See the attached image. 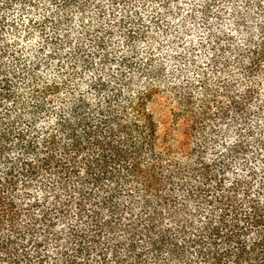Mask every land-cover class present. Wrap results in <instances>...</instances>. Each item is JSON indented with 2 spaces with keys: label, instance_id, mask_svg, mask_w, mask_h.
I'll list each match as a JSON object with an SVG mask.
<instances>
[{
  "label": "trees",
  "instance_id": "1",
  "mask_svg": "<svg viewBox=\"0 0 264 264\" xmlns=\"http://www.w3.org/2000/svg\"><path fill=\"white\" fill-rule=\"evenodd\" d=\"M133 129L144 140L126 147ZM185 143L191 152L158 173L157 145L175 156ZM81 162L88 184L128 173L158 196L165 176L187 169L228 189L218 221H186L180 238L141 232L166 254L154 264H264V0H0V264H136L123 245L147 264L135 238L103 241L112 224L98 205L87 215L96 224H71L51 253L31 250L34 237L14 242V186L54 169L55 187L68 188Z\"/></svg>",
  "mask_w": 264,
  "mask_h": 264
},
{
  "label": "rangeland",
  "instance_id": "2",
  "mask_svg": "<svg viewBox=\"0 0 264 264\" xmlns=\"http://www.w3.org/2000/svg\"><path fill=\"white\" fill-rule=\"evenodd\" d=\"M129 133V141L126 147L144 140V135L140 130L133 129ZM119 136V133H115L114 139L120 140ZM180 140L183 141V139ZM166 148L157 145L158 151L164 153L162 160L158 161L162 162L158 173L171 166L172 163L179 162L177 158H184L186 153L191 152L186 143L177 148L178 152H175V156ZM85 151L87 157L97 153L93 146H89ZM136 156L146 169H148L146 164L147 166L152 164V155L146 146ZM132 160L131 158L127 159L128 166L132 163ZM76 166L81 171L80 176H73L68 188L59 184L65 190L55 187L54 169L48 173L51 179L45 180L39 177L37 182L29 188L24 184L14 186V202L21 208V211L17 210L19 224H14V242L22 238L18 246L28 245V242L32 243L31 238L34 237L39 241L33 244L31 250L38 247L42 251L47 248L50 253L55 251L59 244L56 235L60 236L61 233L60 238H64L65 242L71 240L68 234V227L71 224L77 226H80V224H96L94 221H89L87 215L94 212L93 209L98 205L100 211L97 212L100 220L104 218L112 224L109 229L110 232L105 235L108 240L103 241L111 239L113 242L119 240V242L127 244L131 238H135L137 253L143 256L141 262L154 264L161 257H165L166 254L163 253L160 256L153 253L152 247L148 245L146 238L141 233L143 230L154 228L156 234L160 231L169 230L171 234L179 237L178 231L187 224L186 221L193 224V227L205 223L209 216L218 221L221 212L217 209L215 201L222 192L228 191V189L225 191L218 189L215 182L209 184L206 179L190 176L186 169L182 177L176 175L169 179V177L163 175L165 178L162 179V185L159 188L161 192L158 197L155 194L146 192L144 182L130 176L128 173L126 177L118 181L104 178L103 183L99 185L92 182L88 184L85 165L81 162L77 163ZM185 166L186 164H183V168ZM63 179L65 178L63 177ZM86 181L87 184L82 187L81 184L86 183ZM193 182L199 185L198 190L189 191L185 188L187 183L190 186ZM77 188L81 192L75 191ZM111 188L114 189L111 190ZM79 204H81V209H79ZM30 218L37 219L38 224H27ZM2 227L4 236L12 234L9 224H3ZM49 231L54 232L55 235H47V242H42ZM73 245H75V242ZM126 247V245L119 246L117 252L120 256L129 255V262L140 264V262H136L138 260H135L133 255L131 257ZM32 254L34 257L38 255L36 250ZM111 257L109 258L110 264H114V258Z\"/></svg>",
  "mask_w": 264,
  "mask_h": 264
}]
</instances>
